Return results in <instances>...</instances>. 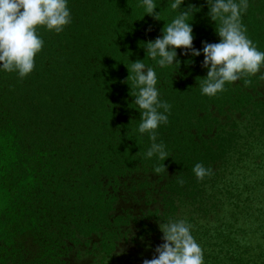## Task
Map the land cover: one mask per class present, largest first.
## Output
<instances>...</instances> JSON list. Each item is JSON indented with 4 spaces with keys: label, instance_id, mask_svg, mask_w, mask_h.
Masks as SVG:
<instances>
[{
    "label": "trees",
    "instance_id": "obj_1",
    "mask_svg": "<svg viewBox=\"0 0 264 264\" xmlns=\"http://www.w3.org/2000/svg\"><path fill=\"white\" fill-rule=\"evenodd\" d=\"M157 3L161 20L144 15L140 0H69L64 31L38 26L44 46L34 70L24 78L0 72V264H67L82 248L91 264H142L163 243L158 225L169 218L193 225L205 264H264V67L202 95L203 54L177 49L178 68L146 54L176 14L168 0ZM189 5L200 9L190 21L193 47L218 42L205 0L181 7ZM242 23L264 51V0H249ZM138 59L156 68L160 98L171 105L157 129L170 153L164 161L145 157L151 141L136 131L139 109L128 106ZM113 75L120 83L106 81ZM106 83L119 102V138L103 130L111 140L103 150L82 141L77 124L94 121ZM128 121L130 134L120 127ZM66 136L80 139L77 151L61 143ZM197 162L211 175L198 180ZM124 242L132 250L117 254Z\"/></svg>",
    "mask_w": 264,
    "mask_h": 264
},
{
    "label": "clouds",
    "instance_id": "obj_2",
    "mask_svg": "<svg viewBox=\"0 0 264 264\" xmlns=\"http://www.w3.org/2000/svg\"><path fill=\"white\" fill-rule=\"evenodd\" d=\"M185 0H168L175 16L162 28V35L148 41L144 47L147 56L160 68L179 67L177 49L181 55L198 57L203 54L201 66L207 70L200 84L202 95L214 96L225 89L226 83L238 81L242 75H255L264 67V51H260L247 35L242 17L247 12L249 0H205L207 15L215 22L218 42L202 41V47H193V27L190 21L192 5L182 8ZM144 15L160 19L157 0H140ZM200 10V9H199ZM198 10V11H199ZM143 15V16H144ZM191 17V19H189ZM72 23L69 0H0V72H15L20 78L29 75L35 68V57L42 51L43 38L38 35V26L60 33ZM129 72V71H128ZM131 80L134 104L139 109L140 122L136 131L148 134L150 147L146 158L157 156L164 161L170 156L166 145L157 142V129L168 123L171 105L160 98L158 75L155 67L143 60L131 62ZM129 78V75L127 79ZM166 171V167L163 166ZM161 169L157 168L159 172ZM192 172L198 180L211 175V169L197 162ZM183 183V180H179ZM163 243L155 248L151 259L142 264H205L204 250L192 234L193 225L184 218L159 223ZM123 249L117 254H122Z\"/></svg>",
    "mask_w": 264,
    "mask_h": 264
},
{
    "label": "rangeland",
    "instance_id": "obj_3",
    "mask_svg": "<svg viewBox=\"0 0 264 264\" xmlns=\"http://www.w3.org/2000/svg\"><path fill=\"white\" fill-rule=\"evenodd\" d=\"M54 31H50V33H53ZM118 79L116 80L117 77ZM122 76L119 75H113L112 79H108L106 81H111V82H117L120 83ZM106 86H104V89L100 90L97 97L98 99L95 100L94 103H96V107H97V114L96 117L94 119V121H92L91 123L88 122V120L86 119L85 122L83 121L82 123L77 124V127L81 130V139L84 142H88V140H92L99 148H102L103 150H105L106 148H108V143L111 140H106V137L104 139H102V136H106V134L103 132V130L107 131V132H114V140H117L119 137L118 135V131L116 129H113L112 126H115L117 124H115V120H113V113L116 112L117 110H115V107L118 106L119 102L115 100V94L112 93L110 94V90H111V86L109 84H105ZM112 89L114 91H117V87L115 86V84H113ZM130 88H125L126 92H129ZM132 93H129L128 96H131ZM129 108L134 106V103H130V105L128 104ZM97 118L99 120H97ZM114 121V122H113ZM131 125V122L128 121V124L125 126H120L122 127L126 132L128 131V133L130 134L129 131H131V129L129 128V126ZM119 127V125H117ZM116 128V127H115ZM87 129H92L95 131V135L92 139L88 138V135L85 134V131ZM99 133L100 137H96V134ZM133 137H131L132 139ZM128 139H130V137H128ZM62 140L65 141L64 144H68V143H72L73 146L76 148L74 149L75 151H77L78 145H77V141L80 139H74L71 137H64L63 139H60L61 143ZM81 141V144L83 143ZM91 142V143H93ZM125 243V242H124ZM130 242H126L125 244H121V249L123 250H127L131 249L132 250V243ZM86 249L82 248V253H79L78 251H72L68 258V263L67 264H91L93 257L92 255L89 253L84 252ZM124 252V251H123ZM124 254V253H122Z\"/></svg>",
    "mask_w": 264,
    "mask_h": 264
}]
</instances>
